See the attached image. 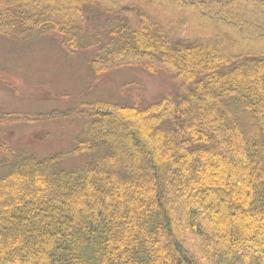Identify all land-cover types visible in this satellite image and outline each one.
Listing matches in <instances>:
<instances>
[{
    "label": "trees",
    "instance_id": "16d2710c",
    "mask_svg": "<svg viewBox=\"0 0 264 264\" xmlns=\"http://www.w3.org/2000/svg\"><path fill=\"white\" fill-rule=\"evenodd\" d=\"M28 34L173 87L83 102L72 150L0 163V264H264V0H0V37Z\"/></svg>",
    "mask_w": 264,
    "mask_h": 264
},
{
    "label": "rangeland",
    "instance_id": "374dc122",
    "mask_svg": "<svg viewBox=\"0 0 264 264\" xmlns=\"http://www.w3.org/2000/svg\"><path fill=\"white\" fill-rule=\"evenodd\" d=\"M190 29L196 31L194 26ZM92 55L69 53L53 36L0 37V118L13 121L10 127L0 124V163L18 153L44 159L72 150L84 125L75 112L83 102L140 99L150 104L172 91L167 75L140 68L117 69L95 78L89 68ZM84 160L65 157L63 165L72 168ZM96 203L97 199L89 200L88 209ZM188 209L192 205L181 201L174 212L186 219ZM204 210L209 213L210 208ZM254 236L262 240L250 243V249L264 251V226Z\"/></svg>",
    "mask_w": 264,
    "mask_h": 264
}]
</instances>
